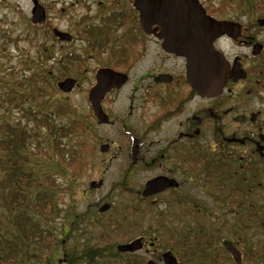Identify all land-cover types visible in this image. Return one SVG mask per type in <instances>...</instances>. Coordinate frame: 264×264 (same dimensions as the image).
Masks as SVG:
<instances>
[{"label":"flooded vegetation","instance_id":"obj_1","mask_svg":"<svg viewBox=\"0 0 264 264\" xmlns=\"http://www.w3.org/2000/svg\"><path fill=\"white\" fill-rule=\"evenodd\" d=\"M141 1L146 0H38L46 21L40 25L29 22L28 27L59 29L51 26V12L56 21L65 17L72 22L62 30L69 34V42L51 40L72 51L57 56L46 43L37 47L50 52L53 60L59 57L62 73L56 83L72 78L71 92L87 74L89 90L98 69L126 76L124 85L112 89L101 101L105 113L110 96L131 85L126 112L116 119L121 135L130 138L129 164L117 180L121 191L139 194V201L152 205L165 196L166 205L180 209L184 217L193 211L208 219L211 213L217 218L226 213L228 223H195L192 235L183 233L180 244L185 263L264 264V41L252 35L257 20L263 17L233 12L232 0H197L203 13H148L143 28L136 7ZM164 14L194 19V28L200 31L211 25L209 20L237 23L239 28L232 26L228 33L214 38L212 51L205 52L201 36L186 35L189 27L184 20L166 28L161 20ZM164 42L170 46L164 48ZM189 48L195 53V85L188 80L191 56L185 50ZM205 65L213 70L203 77ZM75 68L77 75L72 74ZM133 91H140L135 109ZM134 117L142 118L143 129L127 125ZM107 118L105 126L113 123L109 115ZM145 144L158 147L151 154L146 152L147 158L142 156ZM132 145L136 146L134 157ZM141 169L148 172L138 192L130 184ZM155 179L165 180L168 186L143 197L144 184ZM105 204L107 212L112 207ZM136 238L141 239L139 251L154 247L149 238ZM145 252L153 255L156 250Z\"/></svg>","mask_w":264,"mask_h":264},{"label":"rangeland","instance_id":"obj_2","mask_svg":"<svg viewBox=\"0 0 264 264\" xmlns=\"http://www.w3.org/2000/svg\"><path fill=\"white\" fill-rule=\"evenodd\" d=\"M255 1L232 0V10L233 12L246 10L264 18V12L260 14L259 10H251L250 3ZM30 8V0H0V81L4 80L9 83L25 80L22 76H25L28 81L27 78L34 77L37 74V68L33 66L32 61L38 59L40 63L41 51L37 49V46L42 40H45L48 46L50 45V49L57 56L72 51L68 49L70 46L62 48L53 45L54 42L45 39L44 30L35 33L28 27ZM52 15L51 12L50 22L54 23L51 26L57 25L59 29L66 30L72 23L65 17L56 21L52 19ZM252 35L264 41V27H253ZM58 58L55 57L53 60L50 57L43 61L42 68L50 71L51 75L45 77L46 82L43 88L46 94H44L43 103L39 100L40 103L34 106V109L54 112L58 107H62L65 115L58 118L56 122L68 124L78 121L81 129L76 138H72L71 144L79 149L83 143L84 149L81 150L78 158L79 164H75L76 169H66L58 165L61 162L56 159L51 140L43 129L33 130L30 123H28L30 127H27L26 121L21 120V113L8 112L7 108L0 107V125L8 123L10 126L14 124L21 128L16 124L22 121L21 125L25 126V130L29 129L32 134L33 132L36 134L31 146L34 155L28 156V162L23 168L24 172L29 173L33 179L29 189L34 192L37 189L36 182L46 177L56 178L55 181L62 188L61 192L56 191L53 196L54 215L46 219L37 216L35 219L39 220L40 223H37V226L42 232L44 229L53 233L54 246L49 250H43V253L38 252V246H31L34 255L30 256L29 260L20 256L17 264H128V262L144 264L149 259L156 264H162L160 257L165 251H170L178 260L183 257L180 239L185 231L189 235L194 233L195 223H228L225 212H221L219 218L211 213V219L195 211L187 213L188 215L184 217L180 209L166 205L165 196L161 197V203L152 205L149 201H139V194L136 196L128 191H121L117 180L121 177L122 170L129 164L130 138L121 135L120 125L116 119L123 117L126 112L131 85L111 95L106 102L105 113L112 118L113 123L108 126L98 125L95 118L91 117V110L86 100V93L91 82L89 75L81 77L79 85L77 84L72 92L60 93L55 87L56 79L62 73L61 65L57 63ZM24 65L30 67L28 71H25V75L23 74ZM73 70L72 74L77 75V68ZM3 91L4 89L0 86V96ZM139 93L140 91H133L131 102L133 109L137 106ZM138 119L140 122L136 123ZM127 125L138 129H143L145 126L140 117H134L132 123ZM147 139L151 138L147 137ZM103 143L110 146L107 153L99 151V145ZM126 148L127 154L125 153ZM156 149L158 147L145 144L142 147V156L147 158L146 152L151 154ZM147 172L146 169L137 171L138 176H135V183L130 184V187H135L134 191L141 190L146 181ZM2 173L0 170V179L4 176ZM99 180L103 181L100 189H89L90 182ZM5 195L3 191L2 197ZM104 203L111 204L112 208L100 214L97 208ZM126 205L132 207L125 208ZM134 207L138 209L135 210ZM7 208H3L0 197V232L5 238H14L13 241L17 242L20 232L11 218L18 211L9 212ZM110 220L113 222V228H109ZM134 225L136 227L132 228ZM19 228L21 229L20 226ZM9 229L11 233L17 235L10 236ZM138 236H144L155 242L154 247H145L132 255H124L115 250L117 244L125 243ZM146 250H156V253L147 254ZM88 255L92 258H86ZM86 260L89 263H86ZM182 264H186L185 261Z\"/></svg>","mask_w":264,"mask_h":264},{"label":"trees","instance_id":"obj_3","mask_svg":"<svg viewBox=\"0 0 264 264\" xmlns=\"http://www.w3.org/2000/svg\"><path fill=\"white\" fill-rule=\"evenodd\" d=\"M250 8L251 10L264 11V0L250 3ZM49 36L50 34L47 38ZM41 73L42 76L38 74L33 79L27 78L28 81L23 78L25 80H16L9 84L1 80L0 86L4 91L1 92L0 107L7 108L8 112L21 113V120L26 121L27 127L31 126L33 130L43 129L51 140L52 149L56 152V159L61 162L58 165L60 164L66 169H76L75 164H79L78 158L84 145L82 143L81 147L77 149V146L72 145L71 141L79 134L81 126L78 121L68 124L56 122L58 118L65 115V110L62 107H58L54 112L34 109V106H37L40 101L43 103V97L46 94L43 88V84L46 82L45 72ZM22 121L19 122L20 124H16L21 128L14 124L10 126L8 123L0 125V170L4 175L0 179L1 204L3 208L8 207L9 212L18 211L11 219L20 232L19 239L16 238L17 242L13 241L14 238H5L0 232V264H17L20 256L29 260V257L34 255L31 246H38V252L43 253V250L53 247L55 241L53 233L44 229L42 232L37 226V223H40L39 220L35 219L37 216L46 219L54 215L53 196L56 191L61 192L62 188L55 181L56 178L46 177L40 182H36L37 189L34 192L29 189L33 179L29 173L24 172L23 168L28 162V156L34 155L31 146L36 134L35 132L32 134L29 129L25 130V126L21 125ZM3 191H5V197H2ZM17 221H21V223H17ZM9 234L10 236L17 235L11 233L10 229ZM183 261V258L179 259L180 264ZM128 264L135 263L128 262Z\"/></svg>","mask_w":264,"mask_h":264},{"label":"water","instance_id":"obj_4","mask_svg":"<svg viewBox=\"0 0 264 264\" xmlns=\"http://www.w3.org/2000/svg\"><path fill=\"white\" fill-rule=\"evenodd\" d=\"M33 3V8L31 11L32 17L31 20L33 23H41L45 20V13L42 7L38 4L37 0H31ZM136 7L139 9L140 12V19L143 28H145L146 22L148 18L146 17L148 13H195V12H202L201 7L197 3L196 0H155V1H141L136 4ZM162 16L161 20L164 22L165 27L168 28L169 26L172 27V23L179 22L184 20L186 22L187 27L189 30L186 31V35H195V25L193 24V20L191 18L185 19H174V17L170 16ZM157 16V15H156ZM212 22V21H211ZM264 24V20H258V25L262 26ZM238 27L237 24H231L228 22H213L211 27H207L203 30L202 36V48L204 47L205 52H211V41L214 37L220 35L223 32H229L232 26ZM55 36H57L60 40L69 41L70 37L65 34L61 33L57 30H53ZM200 34V33H199ZM202 35V34H201ZM166 44L170 46L169 42H164V48H166ZM191 57L188 58L189 66H188V80L192 85H195V70L197 69L196 61L195 60V53L193 48H189L185 50ZM203 51V52H204ZM177 52V51H175ZM179 54H183L187 57L184 51L178 52ZM217 57V56H216ZM193 63V64H192ZM213 67L210 66H203V77H206L211 74ZM126 81V76L124 74L115 72L111 69H99L95 75V84L89 89L88 91V102L91 106V110L94 114V117L98 124H106L108 122L107 116L104 114L101 108V101L105 94L109 92L112 88L118 89L122 84ZM74 85V80L70 78H66L63 81L57 84V87L63 92H69ZM108 150V145H101L100 151L106 152ZM132 157L135 156L136 153V146L132 145L131 148ZM102 184V181L98 182H91L89 184L90 188H99ZM168 186L163 179H155L150 180L145 183L144 190L142 192L143 197L151 196L152 194L162 190ZM108 209V205L104 204L100 207L99 211L103 212ZM140 249V239H135L128 244H122L117 246V250L120 252H135ZM162 260L164 264H177L176 259L169 253L165 252L162 255ZM147 264H155L153 261H148Z\"/></svg>","mask_w":264,"mask_h":264}]
</instances>
